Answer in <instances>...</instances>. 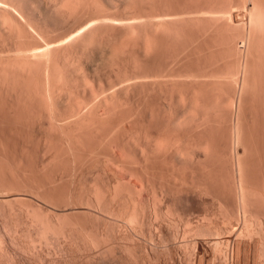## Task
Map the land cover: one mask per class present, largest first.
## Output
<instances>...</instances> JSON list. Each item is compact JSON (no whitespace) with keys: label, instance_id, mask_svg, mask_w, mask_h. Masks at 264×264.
<instances>
[{"label":"rangeland","instance_id":"obj_1","mask_svg":"<svg viewBox=\"0 0 264 264\" xmlns=\"http://www.w3.org/2000/svg\"><path fill=\"white\" fill-rule=\"evenodd\" d=\"M50 1L0 0V264H264V19L242 87L246 0Z\"/></svg>","mask_w":264,"mask_h":264},{"label":"bare ground","instance_id":"obj_2","mask_svg":"<svg viewBox=\"0 0 264 264\" xmlns=\"http://www.w3.org/2000/svg\"><path fill=\"white\" fill-rule=\"evenodd\" d=\"M9 1V0H8ZM37 1V0H36ZM50 1V0H49ZM54 1L55 2H58L57 3V5H56V3H54ZM52 0V2H53V5L55 6L54 8H52V5H51V1H50V6H49V4H47L46 3V7H47V5H48V8L47 9H50V12L52 11H54L56 14H57V12H58V14L57 15H59L60 13H61V15H69V17L71 16V14H73V13H75V10L76 9H78L76 12H77V14H78V11L79 12H83V11H81V9H84V6H85V4H84V6H83V3H84V1L85 2H87V1H89L90 2V0ZM111 1V0H110ZM129 1V0H128ZM228 1V0H227ZM248 1V6H246V9H244V13L246 14H243V16L245 15V16H247V20H248V24H249V30L248 31H245L246 33L248 32V35L245 37L244 36V39H242V38H240V39H242V40H240V41H242V44H240V47H242L241 48V52H239V54H241V56H240V62H241V69H240V71H241V86L243 87V86H245L246 85V79H247V73H248V66H249V63H250V61H251V58H250V55H251V57H252V44H253V37H254V34H255V32L256 31H254V34H253V30H254V28H256V27H254V22H255V20H257V18L260 20H263L264 19V0H246V2ZM48 2V1H47ZM89 2H88V4H89ZM94 2V1H93ZM112 2H113V0H112ZM124 2V1H123ZM131 2V0L129 1V3ZM230 2H231V0H230ZM237 2V1H236ZM240 2V1H239ZM244 2V1H243ZM38 3H39V1H38ZM45 3V2H44ZM128 3V4H129ZM137 3V2H136ZM228 3H229V1H228ZM227 3V4H228ZM4 4H6V3H4ZM125 4V3H124ZM128 4H127V6H128ZM132 4V3H131ZM131 4H129V5H131ZM231 4V3H230ZM233 4V3H232ZM242 4V3H241ZM244 4H245V2H244ZM11 5H12V2H11ZM10 5V6H11ZM81 5V6H80ZM90 6H92L91 4H89ZM100 5V4H99ZM98 5V6H99ZM110 5H111V3H110ZM117 5V4H116ZM126 5V4H125ZM135 5V4H134ZM95 6V5H94ZM102 6V5H101ZM124 6V5H123ZM126 6V7H127ZM230 6V5H229ZM228 6V7H229ZM51 7V8H50ZM87 7V6H86ZM130 7V6H129ZM128 7V8H129ZM81 8V9H80ZM95 8V7H94ZM98 8V7H97ZM103 8H104V5H103ZM120 8V7H119ZM227 8V7H226ZM236 8V7H235ZM242 8V7H241ZM90 9V8H89ZM99 9V8H98ZM110 9V8H109ZM134 9V8H133ZM233 9H234V7H233ZM7 10V9H6ZM87 10V9H86ZM93 10V9H92ZM96 10V9H95ZM100 10V9H99ZM104 10H106V9H104ZM90 11V10H89ZM107 11V10H106ZM113 11V10H112ZM125 11H127V8L125 9ZM226 11V10H225ZM241 11V10H240ZM88 12V11H87ZM93 13H94V11H92ZM101 12H102V10H101ZM103 12H105V11H103ZM116 12V11H115ZM230 12V11H229ZM232 12V11H231ZM237 12V11H236ZM89 13V12H88ZM87 13V14H88ZM98 13V12H97ZM99 13H100V11H99ZM109 13V12H108ZM77 14H75L74 16H77ZM84 14V13H83ZM95 14H96V12H95ZM105 14V13H104ZM230 14V13H229ZM235 14V13H234ZM66 15H65V17H66ZM94 15V14H93ZM100 15V14H99ZM129 15V14H128ZM134 15V14H133ZM240 15V14H239ZM74 16H72V17H74ZM78 17V16H77ZM89 17V16H88ZM5 17H3V19H4ZM9 19H10V17H8ZM63 18V17H62ZM71 18V17H70ZM79 18V17H78ZM98 18V17H97ZM263 18V19H262ZM69 19V18H68ZM84 19V18H83ZM7 19H5L4 20V22H2V23H6L7 21H6ZM11 20V19H10ZM72 20V19H71ZM74 20H75V18H74ZM73 20V21H74ZM77 20V19H76ZM79 20V19H78ZM259 20H257V21H259ZM6 21V22H5ZM70 21V20H69ZM68 21V22H69ZM30 22V21H29ZM67 22V21H66ZM72 22V21H71ZM79 22V21H78ZM75 23V22H74ZM80 23H82V22H80ZM246 23H247V21H246ZM256 23V22H255ZM261 23V22H260ZM32 24V23H31ZM7 26H8V24H6ZM6 25H3V26H5L6 27ZM13 25V24H12ZM16 25V24H15ZM14 25V26H15ZM77 25V24H76ZM158 25V24H157ZM65 26H67V25H65ZM71 26H73V25H71ZM247 26V25H246ZM257 26V25H256ZM12 27V26H11ZM82 27H84V26H82ZM156 27V26H155ZM244 27H245V25H244ZM261 27V26H260ZM18 28V27H17ZM31 28V27H30ZM73 28V27H72ZM38 29V28H37ZM156 29H158V27L156 28ZM6 30V29H5ZM8 30V29H7ZM6 30V31H7ZM10 30H12V29H10ZM34 30V29H33ZM40 30V29H39ZM68 30V29H67ZM256 30V29H255ZM20 31V30H19ZM41 31V30H40ZM58 31V30H57ZM12 32H13V30H12ZM16 32V31H15ZM30 32H31V30H30ZM50 32V31H49ZM64 32V31H63ZM66 32V31H65ZM156 32V31H155ZM21 33V32H20ZM69 33V32H68ZM129 33V32H128ZM246 33H245V35H246ZM22 34V33H21ZM37 34H39L38 32H37ZM57 34V33H56ZM136 34V33H135ZM13 35V34H12ZM11 35V36H12ZM23 35V34H22ZM22 35H20L21 37H24V36H22ZM32 35V34H31ZM33 35H35V34H33ZM46 35V34H45ZM66 35V34H65ZM129 35V34H128ZM18 36H19V34H18ZM43 36V35H42ZM48 36V35H47ZM58 36V35H57ZM129 36H131V35H129ZM242 36V35H241ZM256 36V35H255ZM14 37V36H13ZM49 37V36H48ZM125 37V36H124ZM128 37V36H127ZM18 39H21V38H19L18 37ZM237 40H238V38H236ZM22 40V39H21ZM28 40V39H27ZM26 40V41H27ZM222 40V39H221ZM19 41V40H18ZM23 41H25V40H23ZM123 41V40H122ZM224 42H226V41H224ZM16 43V42H15ZM111 43V42H110ZM124 43V42H123ZM20 43H18L17 45L18 46H20L19 45ZM23 44V43H22ZM126 44V43H125ZM23 45H25V44H23ZM238 45H239V43H238ZM242 45V46H241ZM16 46V45H15ZM18 46H17V48H18ZM30 46H32V45H30ZM29 46V47H30ZM36 46V45H35ZM21 47V46H20ZM25 47V46H24ZM33 47H34V45H33ZM120 47V46H119ZM119 47H117V48H119ZM239 47V46H238ZM36 48V47H35ZM34 48V49H35ZM97 48H99V47H97ZM219 48V47H218ZM236 48V47H235ZM149 49V48H148ZM220 49V48H219ZM223 49V48H222ZM17 50V49H16ZM19 50V49H18ZM18 50L16 51V52H18ZM115 50V49H114ZM23 51V50H22ZM28 51V50H27ZM29 51H31V50H29ZM110 51V50H109ZM117 51V50H116ZM146 51H147V49H146ZM19 52H20V50H19ZM100 52V51H99ZM125 52V51H124ZM237 52V51H236ZM119 53V52H118ZM235 53V52H234ZM32 54V53H31ZM223 54H224V52H223ZM230 54V53H229ZM26 55V54H25ZM36 55V54H35ZM33 57V56H32ZM231 57V56H230ZM229 57V58H230ZM233 57H235V55H233ZM24 58H25V56H24ZM23 58V59H24ZM36 58V57H35ZM34 58V59H35ZM232 58V57H231ZM250 58V59H249ZM29 59V58H28ZM235 59V58H234ZM16 60V59H15ZM18 60H20V59H18ZM26 60L27 59H25V61H15V62H18L17 64H16V66H18L17 67V70H18V68H20V69H22V70H20L19 69V72H22L21 73V77H22V79L24 80V79H26L28 76H27V74L28 75H30L29 73H28V71L31 73V71L30 70H27L29 67V65H28V63H26ZM225 60V59H224ZM232 60H233V58H232ZM30 61V60H29ZM8 62V61H7ZM28 62V61H27ZM225 62V61H224ZM234 62H236V61H234ZM109 63V62H108ZM238 63V62H237ZM236 63V64H237ZM7 64V63H6ZM10 64V63H9ZM233 64V63H232ZM240 64V63H239ZM9 66V65H8ZM32 66V65H31ZM9 68V67H8ZM226 68V67H225ZM250 68V67H249ZM15 70V69H14ZM16 73V72H15ZM31 76V75H30ZM21 77H19L20 79H21ZM26 77V78H25ZM21 79V80H22ZM19 80V79H18ZM66 94V93H65ZM68 94H70V92L68 93ZM69 101V100H68ZM237 105H239V104H237ZM78 106H79V104H78ZM235 107V106H234ZM239 107V106H238ZM237 107V108H238ZM236 108V109H237ZM239 109V108H238ZM206 111H207V109H205ZM193 113V112H192ZM203 113V112H202ZM51 114V113H50ZM53 115V114H52ZM193 115V114H192ZM51 116V115H50ZM54 116V115H53ZM52 119V118H51ZM48 120V119H47ZM193 120V119H192ZM51 122V121H50ZM193 122V121H192ZM203 122V121H202ZM53 122H51V124H52ZM50 124V123H49ZM51 126V125H50ZM53 126V125H52ZM45 128V127H44ZM52 128V127H51ZM48 129V128H47ZM50 136V135H49ZM45 147V146H44ZM48 147V146H47ZM46 149V148H45ZM55 151V150H54ZM57 154V153H56ZM54 156V155H53ZM52 156V157H53ZM57 158V157H56ZM55 159V158H54ZM54 159H52V160H54ZM56 162V161H55ZM95 192V191H94ZM242 192H243V190H242ZM241 192V193H242ZM96 193H98L97 191L95 192V194ZM98 195H99V193H98ZM242 195V194H241ZM99 197H100V195H99ZM98 197V199H100ZM97 198V197H96ZM98 203V202H97ZM100 204V203H99ZM103 204V203H102ZM102 207V206H101ZM35 208V207H34ZM29 209V208H28ZM32 209V208H31ZM29 213V212H28ZM35 213V212H34ZM55 213V212H54ZM53 213V214H54ZM56 214V213H55ZM31 216H32V214H30ZM29 215V216H30ZM34 215V214H33ZM56 216V215H55ZM54 216V218L55 219H57L56 217ZM34 217H36L35 215H34ZM38 217V216H37ZM51 217H52V215H51ZM58 217V216H57ZM31 218V217H30ZM33 218V217H32ZM31 218V219H32ZM59 218H61V217H59ZM51 219V218H50ZM34 220H37V218L36 219H34ZM53 220V219H52ZM38 221V220H37ZM59 220L57 219V222H58ZM34 222V221H33ZM59 222H61V221H59ZM62 224V223H61ZM54 225V224H53ZM59 225H60V223H59ZM62 226V225H61ZM60 237H63V236H60ZM88 237V236H87ZM61 240V239H60ZM90 240H91V238H90ZM92 241V240H91ZM93 242V241H92ZM94 243H95V241H94ZM93 243V244H94ZM33 244V243H32ZM96 245V244H95ZM36 246V245H35ZM93 246V245H92ZM94 247V246H93ZM96 249V248H95ZM34 250V249H33ZM34 252V251H33Z\"/></svg>","mask_w":264,"mask_h":264}]
</instances>
